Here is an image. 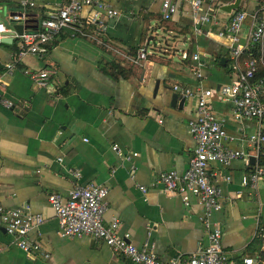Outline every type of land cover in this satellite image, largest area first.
<instances>
[{
  "label": "crops",
  "instance_id": "1",
  "mask_svg": "<svg viewBox=\"0 0 264 264\" xmlns=\"http://www.w3.org/2000/svg\"><path fill=\"white\" fill-rule=\"evenodd\" d=\"M31 1L34 6L21 7L20 0H1L0 20L11 27L18 22L10 16L22 13L26 24L34 26L63 2ZM100 1L119 12L112 18L102 16L104 29H65L42 53L24 55L11 70L4 65L16 58L18 40L7 36L8 42L0 44V204L41 215V224L28 238L48 254L30 257L0 228V264H136L100 240L59 234L48 195L68 196L74 185L71 169L80 171L82 183L94 181L108 188L104 223L118 219L119 230L128 232L133 244H150L165 264L206 244L198 201L192 198L186 206L179 195L155 184L160 172L181 173L187 168L195 146L188 122L197 96L205 90H211L206 99L214 114L224 119L226 147L243 149L248 158L257 157L264 147V141L248 140L263 134L264 126L255 119L235 120L232 102L218 91L235 79L231 48L247 44L251 14L264 6V0L240 1L246 19L236 40L218 35L235 11L226 13L221 6L234 0H221L220 6L219 0H199L198 12L212 16L209 23L196 27L191 0H177L178 10L170 20L161 18V0ZM94 9L83 8L80 18ZM148 46L157 52H147ZM141 48L145 58L136 62ZM244 51L238 59L241 67L248 60ZM260 61L264 64V38ZM24 69L49 70L47 85L37 86ZM166 85L182 88V107L179 100L170 106ZM248 158L228 166L211 163L208 169L210 180L220 188L221 202L211 217L222 229L223 249L234 264L254 255L247 246L264 221V177L247 185L241 181Z\"/></svg>",
  "mask_w": 264,
  "mask_h": 264
},
{
  "label": "built area",
  "instance_id": "2",
  "mask_svg": "<svg viewBox=\"0 0 264 264\" xmlns=\"http://www.w3.org/2000/svg\"><path fill=\"white\" fill-rule=\"evenodd\" d=\"M1 2V0H0ZM21 7H32L31 0H20ZM222 5L221 0L217 2ZM193 24L209 23L212 14L198 12L200 1L191 0ZM87 6H93L94 11L85 19L80 18L81 11ZM2 7L0 6V10ZM177 0H161L160 15L162 20H170L177 12ZM119 12L100 0H63L56 11L44 17L36 28L25 29L18 35L3 20H0V44L7 36L18 40V51L14 61L4 65L6 70L15 67L19 58L26 54L42 53L47 44L53 42L56 36L65 29H71L75 33H82L85 26L95 25L105 28L102 24V16L108 18L116 17ZM12 22H18L22 18L18 14L10 16ZM246 12L234 11L225 28L218 35H229L234 40L244 26ZM12 32L11 35L7 33ZM264 38V6L256 9L251 14V26L247 35V44H235L231 48L232 69L235 79L219 87L218 91L223 99L233 104V117L235 120L255 119L264 126V76L256 77L257 61L253 58L245 60L243 67L239 64V57L249 45L260 42ZM145 49L138 52L137 62L145 58ZM186 57V54H183ZM193 60L198 61L199 56L194 54ZM26 74L37 86L45 87L48 83L49 70H28ZM185 94L193 96L186 90ZM211 90H205L197 96L194 117L188 122V129L195 141V146L188 159L187 168L179 173L176 170L162 171L158 174L155 184L168 193H174L181 197L184 205L188 206L192 198H195L202 206L200 221L206 229L207 243L200 245L187 257L180 255L169 259L168 264H234L226 254L222 246V229L220 225L212 220V214L221 208L219 200L220 188L216 186L208 175L209 165L217 163L228 166L236 159L248 158V152L243 149L226 147L224 141L229 138L224 125V119L218 118L207 101ZM6 106L11 103L5 102ZM249 142L257 144L264 141V134L259 132L249 136ZM113 150L117 145L112 146ZM133 155H136L135 153ZM61 161V158H58ZM74 185L69 190L68 196L59 193L48 195V202L54 210L58 222V232L62 236L82 237L87 236L102 241L114 253L128 257L136 264H165L153 251L152 246L145 243L138 247L130 241V234L119 230V220L114 218L104 223L103 215L106 210V196L108 188L94 181L81 182V173L77 169L70 170ZM264 174V167H257L253 172L243 174L241 181L243 185L255 182ZM229 179V176L226 177ZM141 192H146L145 186H139ZM42 222L40 214L24 211L19 208H4L0 204V228L12 238L11 243L24 251L30 257L41 254L42 246L37 241L29 240L30 231ZM241 264H264V260L255 255H246Z\"/></svg>",
  "mask_w": 264,
  "mask_h": 264
},
{
  "label": "trees",
  "instance_id": "3",
  "mask_svg": "<svg viewBox=\"0 0 264 264\" xmlns=\"http://www.w3.org/2000/svg\"><path fill=\"white\" fill-rule=\"evenodd\" d=\"M240 8H238L236 11H239ZM92 25L90 26H85L84 30L89 29ZM245 58L248 59H255L257 61V71H256V77H263L264 76V64L261 63L260 58H261V43L260 42H255L249 45V48L244 51ZM227 66V65H225ZM114 69H117L120 73H124L125 71L118 68L116 65L112 66ZM229 72L231 70L229 69ZM262 98L264 100V93L262 94ZM264 134V130H263ZM257 167H264V147H260L258 150V154L256 157V164L253 166L248 165L245 169V174H250L255 170ZM264 177V174L263 176ZM247 251L254 253L255 256H258L262 260H264V221H261L258 223L256 235L253 238V240L249 243L247 246ZM244 257V256H243ZM241 264V261L238 263Z\"/></svg>",
  "mask_w": 264,
  "mask_h": 264
},
{
  "label": "water",
  "instance_id": "4",
  "mask_svg": "<svg viewBox=\"0 0 264 264\" xmlns=\"http://www.w3.org/2000/svg\"><path fill=\"white\" fill-rule=\"evenodd\" d=\"M240 1L241 0H234V2H232V3L223 4L221 6V10L224 11V12H226V13H230L231 11L237 10L239 8ZM3 9L4 8L2 7L1 10H3ZM18 15H20L22 18H26V16L24 14H22V13H20ZM27 21L28 20H26V19L20 20V21H18V23L13 24L11 26V29L14 32H16L18 35H20V34H22V32L25 29H30V28H36L37 27V24L34 25V26L27 25L26 24ZM11 33L12 32H9V33H7V35H11ZM151 40H153V38H152V36H149V38L147 39V42H151ZM1 42L2 43H6V42H8V39L7 38H3ZM164 44L166 45L167 42L165 41ZM224 60H225V58H221L220 59V64H224ZM165 87H166V89H168L169 91H171L170 102H169L170 103V106L171 107H174L177 104V101L179 100L178 106L179 107H182V103L185 100V98L182 97V88H180V87H173V86H170V85H166ZM248 162H249V165L250 166L255 165L256 164V157L255 156H249Z\"/></svg>",
  "mask_w": 264,
  "mask_h": 264
},
{
  "label": "rangeland",
  "instance_id": "5",
  "mask_svg": "<svg viewBox=\"0 0 264 264\" xmlns=\"http://www.w3.org/2000/svg\"><path fill=\"white\" fill-rule=\"evenodd\" d=\"M6 23H7V25H8V22L6 21ZM154 40H151V44H152V42H153ZM160 41H161V38H160ZM260 43L262 44V41H260ZM150 45V44H149ZM151 51H153L152 49H151V47L150 46H148V48H147V52H151ZM153 52H157V51H153ZM175 59L177 60L178 59V53L176 54V56H175Z\"/></svg>",
  "mask_w": 264,
  "mask_h": 264
}]
</instances>
